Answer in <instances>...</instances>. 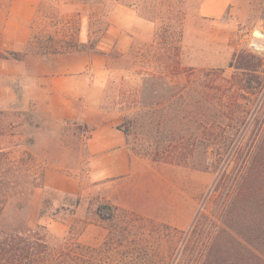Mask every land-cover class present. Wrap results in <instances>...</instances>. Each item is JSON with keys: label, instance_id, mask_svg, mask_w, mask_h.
Segmentation results:
<instances>
[{"label": "rangeland", "instance_id": "1", "mask_svg": "<svg viewBox=\"0 0 264 264\" xmlns=\"http://www.w3.org/2000/svg\"><path fill=\"white\" fill-rule=\"evenodd\" d=\"M20 1L0 0V53L9 57L0 59V150L13 152L16 161L29 153L45 170L44 187L20 213L32 225L40 223L63 234L68 226L59 218L38 219L40 208L45 200L52 209L68 206L71 202L65 197L78 196L81 204L73 220L83 228L81 241L95 245L110 229L108 221L93 215L95 205L110 203L120 209L119 222L126 217L124 211L138 218L135 234L149 241L161 240V252H154L165 257L163 264L170 257L177 260L179 240L191 229L217 175L153 161L142 150L144 136L134 130L126 138L131 172L96 180L91 175L88 134L83 131L85 125L121 124L124 113L106 106L107 87L114 81L112 90L119 95L143 84L140 64H133L136 59L130 55L124 57L131 48L140 61L159 52L162 41L155 33L160 21L154 23L141 15L150 12L164 17L165 0H128V6L113 0H27L33 10L25 20L19 18ZM172 2L171 18L183 22V66L196 71L225 69L230 76L228 65L234 54L250 50L264 57V0H233L217 18L201 14L203 0ZM53 16L57 17L58 35L57 28L50 26ZM32 36L33 46L27 49ZM254 36L261 40L254 41ZM72 39L76 43L73 52L35 53L54 46L64 51ZM11 52L24 56L17 61ZM34 57L42 60L35 62ZM184 79L180 76L176 81ZM149 138L154 143L159 135L153 130ZM7 210L11 220L19 217L16 190Z\"/></svg>", "mask_w": 264, "mask_h": 264}, {"label": "trees", "instance_id": "2", "mask_svg": "<svg viewBox=\"0 0 264 264\" xmlns=\"http://www.w3.org/2000/svg\"><path fill=\"white\" fill-rule=\"evenodd\" d=\"M113 1L128 6V0ZM165 3L164 17L150 12L141 15L154 23L160 21L155 33L162 41L159 52L144 61L132 48L123 56L130 55L137 60L133 64H140L143 84L115 95L111 81L106 106L124 113L117 129L127 140L134 130L141 132L146 157L217 175L191 229L179 240L177 260L170 257L168 264H264V57L250 50L234 54L228 65L230 76L225 69L196 71L183 66V22L171 18L172 0ZM51 18L50 26L57 28L58 35L57 17ZM33 40L32 36L27 49ZM73 40L64 51L54 46L35 53L73 52ZM10 55L17 61L24 56L19 52ZM0 59L9 57L0 53ZM180 76H185L182 83L176 81ZM153 130L159 135L154 143L149 138ZM83 131L89 140V127L85 125ZM44 182L45 170L32 155L25 152L16 161L13 152L0 150V264L165 262L159 253L161 240L149 241L135 234L138 218L124 211L126 217L119 222L120 209L110 203L95 205L93 215L110 223L104 240L95 245L81 241L83 228L73 220L81 204L78 196L65 197L71 202L68 206L52 209L45 200L40 208L38 219L59 218L68 226L65 233L55 234L40 223L32 225L20 211ZM14 190L19 196V217L11 220L7 204Z\"/></svg>", "mask_w": 264, "mask_h": 264}, {"label": "crops", "instance_id": "3", "mask_svg": "<svg viewBox=\"0 0 264 264\" xmlns=\"http://www.w3.org/2000/svg\"><path fill=\"white\" fill-rule=\"evenodd\" d=\"M232 2L233 0H203L201 14L208 18H217L229 8ZM19 6V18L29 19L32 15V6L27 0L20 1ZM11 14H14V9ZM31 60L36 62L42 59L34 57ZM89 129L90 139L87 146L93 178L107 180L128 175L131 172V164L123 132L110 122L93 128L89 127Z\"/></svg>", "mask_w": 264, "mask_h": 264}, {"label": "water", "instance_id": "4", "mask_svg": "<svg viewBox=\"0 0 264 264\" xmlns=\"http://www.w3.org/2000/svg\"><path fill=\"white\" fill-rule=\"evenodd\" d=\"M253 40H254V41H260L261 38H259V37H257V36H254V37H253ZM253 48H255L256 50H258L257 47H256L255 45H253ZM261 52H264V51H261Z\"/></svg>", "mask_w": 264, "mask_h": 264}]
</instances>
